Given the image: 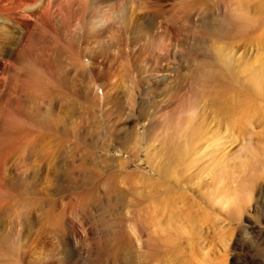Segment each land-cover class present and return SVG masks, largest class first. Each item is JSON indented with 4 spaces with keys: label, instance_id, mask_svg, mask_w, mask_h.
<instances>
[{
    "label": "rangeland",
    "instance_id": "1",
    "mask_svg": "<svg viewBox=\"0 0 264 264\" xmlns=\"http://www.w3.org/2000/svg\"><path fill=\"white\" fill-rule=\"evenodd\" d=\"M93 2L65 5L51 19L44 15L39 34L20 42L1 105L12 112L24 79L38 88L23 96L29 100L20 109L26 123L7 124L15 133L0 138V158L8 159L17 185L24 176L40 187L44 180L35 174L41 167L29 141L48 135L41 143L50 154L51 190L67 181L66 232L56 236L28 223L10 229L9 220L21 219L32 194L3 192L0 205L9 216L0 222L8 239L0 264H264V0H114L104 7ZM48 3L38 0L40 6ZM181 3L190 13L189 31L182 32L187 43L171 41L157 64L141 60L143 27L162 19L153 12ZM120 60L129 64L127 72ZM199 69L213 77L201 80ZM102 85L109 89L104 104ZM94 89L105 122L87 101ZM158 106L166 111L154 113ZM40 110L53 128L36 125ZM184 114L191 118L180 132L187 130L189 138L176 143L186 151L171 158L169 148H160L162 138L174 136V119ZM146 122L158 125L150 139ZM136 123L139 148L128 137ZM116 138L131 148H121Z\"/></svg>",
    "mask_w": 264,
    "mask_h": 264
},
{
    "label": "bare ground",
    "instance_id": "2",
    "mask_svg": "<svg viewBox=\"0 0 264 264\" xmlns=\"http://www.w3.org/2000/svg\"><path fill=\"white\" fill-rule=\"evenodd\" d=\"M50 5H38V0H0V62L2 63V68H0V109L2 112V118L4 120L5 125L3 126L0 122V138H7L10 135L14 134L15 131L11 130V131H7L9 129V125L11 126H18V124H21V122H25L28 119V117L23 116V114H21V108L22 106H25V104L28 103V101H24L23 96H25L24 94L29 93L33 88H38V86L36 85V83L33 82V79L31 80L29 79H24L22 81V83L20 85H18L19 89L17 88L15 91V95L14 96V100L12 99V103H11V108H12V112H9L5 105H1L3 104V98L5 97V95L9 94L8 92V87L9 84L8 80L11 79V72H13V70H15L16 68V63H18L19 60V52H20V42L23 40H26L27 38H30L32 36L38 35L40 32V28L41 26L39 25V21L43 19V16L46 15L48 16L50 19L53 17L54 12L56 11H62V9H65V5L66 7H68V5L71 6V4H83L84 1L86 0H48ZM90 1V0H89ZM95 2L92 3V6H100V5H106V4H111L110 6H114L112 5V2L114 0H93ZM137 1V0H136ZM43 2V1H42ZM74 2V3H73ZM115 3V2H114ZM113 3V4H114ZM117 3V2H116ZM127 3V2H126ZM46 4V3H45ZM76 4V5H77ZM147 4V2L145 3ZM132 5V4H131ZM83 9L84 7L86 8V5H82ZM104 7V6H103ZM140 7V5H139ZM160 7V6H159ZM162 7V6H161ZM106 8V7H105ZM146 8V6H145ZM144 8V9H145ZM157 8V7H155ZM188 6L186 7L185 4H176L173 5L169 10H163L161 8H157L158 10H156L153 13H156L157 18H162L160 20H158L157 23H155V19L149 21L147 23V25H145V27H143V30L141 32V35L139 37V40L143 42V46L146 47L143 49L141 54L140 59L141 60H150L151 62H158L159 59H161V56L166 54L168 51V46L171 43V41H184L185 43H187V37L188 35H184L183 36V31H185V29L188 30L189 25V18H190V13L189 10L187 9ZM54 9V10H53ZM63 9V10H64ZM94 9V8H93ZM140 9V8H138ZM130 10V7H129ZM141 10V9H140ZM148 10V9H147ZM70 11V10H69ZM120 11V10H118ZM72 12V10H71ZM102 12V11H101ZM121 12V11H120ZM142 12V11H141ZM119 13V12H118ZM125 13V11H124ZM131 13V11H130ZM134 13V12H133ZM147 14H151L152 11L148 10L146 11ZM83 14V13H82ZM117 14V13H116ZM107 15V14H106ZM111 15V14H109ZM135 15V14H134ZM78 16V15H77ZM82 16V15H81ZM112 16V15H111ZM127 17V16H126ZM132 17V16H131ZM140 17V16H139ZM144 17V15H143ZM148 17V16H147ZM154 17V15H153ZM80 18V17H79ZM82 18V17H81ZM89 18V17H88ZM118 18V17H116ZM120 18V16H119ZM156 18V19H157ZM146 19V18H145ZM148 19V18H147ZM146 19V20H147ZM89 20V19H88ZM97 20V19H96ZM115 20V19H114ZM83 21V20H82ZM105 21V20H104ZM125 21V20H124ZM81 22V21H80ZM122 22V21H121ZM119 23V22H118ZM135 23V22H134ZM192 23V22H191ZM107 24V23H106ZM123 24V23H121ZM185 25V26H184ZM192 25V24H191ZM105 26V25H104ZM186 27V28H185ZM100 28V27H99ZM98 30V29H97ZM102 30V29H101ZM107 30V29H105ZM104 31V30H103ZM189 31V30H188ZM99 33V31H98ZM191 33V32H190ZM183 36V37H182ZM27 42V41H26ZM178 42V41H177ZM25 43V42H24ZM47 43V42H46ZM182 44V43H181ZM184 44V43H183ZM140 45V44H139ZM26 46V45H25ZM173 46V45H172ZM170 47V46H169ZM148 48V49H147ZM181 48V47H180ZM180 50V49H179ZM118 52V51H117ZM138 52V51H137ZM141 52V51H140ZM165 52V53H164ZM189 54V53H188ZM121 55V54H120ZM183 55V54H182ZM137 56V55H136ZM189 57V56H188ZM111 59V58H110ZM115 59V57H114ZM113 59V60H114ZM125 60V59H124ZM143 60V61H144ZM127 61V60H126ZM142 61V62H143ZM165 61V60H164ZM140 62V61H139ZM167 62V61H166ZM26 63V62H25ZM113 63V62H112ZM118 63V62H117ZM126 62H122L120 60V66L122 71L127 72L128 70V66L129 64H125ZM128 63V62H127ZM141 63V62H140ZM153 63V64H154ZM165 63V62H164ZM148 64V62H147ZM157 64V63H156ZM28 65V64H27ZM31 65V64H30ZM151 65V64H150ZM166 65V64H165ZM81 66H85L83 63L81 64ZM112 66V65H111ZM148 66V65H147ZM158 66H160L158 64ZM145 67V66H144ZM155 67V66H154ZM30 68V67H29ZM36 68V67H35ZM34 68V69H35ZM110 68V67H109ZM165 68V66H164ZM168 69V67H166ZM203 68V67H202ZM167 69H161L162 71H164V74H168L170 73ZM115 70V69H114ZM158 70V68H157ZM20 72V71H19ZM34 72V71H33ZM2 73H6L5 76L2 75ZM23 73V72H22ZM120 73V72H119ZM32 74V73H31ZM163 74V73H162ZM198 75L201 74V80H205L207 78H212L213 74L210 71H202L199 69V71L197 72ZM196 74V75H197ZM17 75V74H16ZM22 75V74H21ZM45 75V74H44ZM89 75V74H88ZM116 75V73H115ZM158 75V74H157ZM169 75V74H168ZM167 75V76H168ZM217 75V74H216ZM28 76V75H27ZM188 76V75H187ZM193 76V75H192ZM92 77V76H91ZM90 78V83L93 88L94 86V79ZM191 77V76H190ZM218 78V77H217ZM14 79V78H13ZM19 79V78H18ZM41 79V78H40ZM46 79V78H45ZM19 81V80H18ZM20 83V82H19ZM11 84V83H10ZM107 84V83H106ZM189 84V83H188ZM15 85V84H14ZM14 87V86H12ZM97 87V86H96ZM103 87V95H104V99H103V104L106 102V97L108 96V90L107 89V85H102ZM11 89V87H9ZM91 88V87H90ZM95 88V87H94ZM113 90V89H112ZM13 93V92H12ZM258 93V92H257ZM30 95V94H29ZM39 97V96H38ZM103 97V96H102ZM132 97V96H131ZM10 98V97H9ZM41 98V97H40ZM87 101L90 102V104H92L94 106V109H96V111H102V106L101 107V103L99 102V97L97 92L94 89V92H91L90 90H88V93L86 95ZM36 99V98H35ZM34 99V101H35ZM101 99V98H100ZM6 100V99H5ZM10 100V99H8ZM119 100V99H118ZM130 100H133V98H130ZM45 101V100H44ZM118 101H116V109H117V113L120 112L121 106L117 103ZM130 102V101H129ZM133 102V101H132ZM47 103V102H45ZM110 103V102H109ZM108 103V104H109ZM134 103V102H133ZM183 100L179 101V107L182 106ZM135 104V103H134ZM184 104V103H183ZM28 105V104H27ZM46 105V104H45ZM41 106V105H40ZM45 107V106H44ZM55 107V105L53 106ZM105 107V106H104ZM115 107V106H114ZM40 108V107H39ZM42 108V107H41ZM168 110H170L172 107H166ZM54 109V108H53ZM52 109V110H53ZM186 109V108H184ZM189 109V108H188ZM10 110V109H9ZM39 110V109H37ZM36 110V111H37ZM124 110V107H123ZM239 110V109H238ZM42 110H40L41 112ZM86 111V110H85ZM152 111L154 113H158V112H165L166 109H164L162 106H158L153 108L152 107ZM186 111V110H185ZM189 111V110H188ZM35 112V111H34ZM38 112V111H37ZM39 112V113H40ZM102 115H103V122H105L106 119V115H104V112L102 111ZM37 114V113H35ZM53 114V113H52ZM40 115L42 117H40L38 119V122L36 123V125H38V127H40L42 129V131L44 130H49L53 127L50 128L49 126V118L48 115H46L45 111H42V113H40ZM51 115V114H49ZM58 115V114H57ZM84 115V114H83ZM37 116V115H36ZM113 116V114H112ZM54 117V116H53ZM85 117V116H84ZM83 117V118H84ZM150 117V116H149ZM148 117V118H149ZM1 118V119H2ZM113 118H115V114L113 116ZM112 118V119H113ZM190 114L188 115H183V116H176V119H174V124H173V132H172V136H164L162 138V146L160 148H169V150H165L169 153V156H171V158H181L183 157V155L185 154L186 149L184 150L183 146H178V144L176 143V141L183 138V144H186V142L188 141L189 138V133H186V131H184L183 133L180 132V130L183 128L184 123L185 124H189L188 122L190 121ZM53 119V118H52ZM58 120V118H57ZM114 120V119H113ZM117 120V119H116ZM115 120V121H116ZM154 120V119H153ZM52 120H50L51 122ZM58 121H62L61 119ZM110 121V119H109ZM119 121V119H118ZM173 121V120H172ZM28 122V121H27ZM63 122V121H62ZM54 122H51V124ZM59 123V122H58ZM77 123V122H76ZM110 123V122H109ZM116 123V122H115ZM118 123V122H117ZM124 123V122H123ZM7 124H9L7 126ZM66 124V123H65ZM114 126V121L113 123ZM146 125L144 126L147 132V138L150 139L151 135L153 134V131L156 130V128L158 127V125L156 126V124H152L151 122H146ZM74 125V124H73ZM118 125V124H117ZM81 126V125H80ZM100 126V123H99ZM109 126V125H108ZM141 125L139 124H135L134 129L131 128L130 132H129V139L131 141L134 140L136 142L137 145L134 146V148H139L138 145L140 144L142 137L139 133V127ZM79 127V126H77ZM189 127V126H188ZM187 127V128H188ZM192 127V126H191ZM13 128V127H12ZM34 128V127H33ZM36 128V127H35ZM70 128V127H69ZM72 128V126H71ZM70 128V129H71ZM74 128V127H73ZM72 128V130H73ZM116 128V127H115ZM15 129V128H13ZM75 129H76V125H75ZM78 129V128H77ZM144 129V130H145ZM190 129V128H189ZM81 130V128H80ZM114 130V129H112ZM76 132V130H74ZM73 131V132H74ZM28 132V131H27ZM72 132V131H71ZM80 132V131H79ZM66 133V132H65ZM73 134V133H72ZM97 134L99 135L100 138H103V134L102 131L99 129L97 130ZM74 135V134H73ZM78 135V133H77ZM181 135V137H180ZM25 136V135H24ZM32 136V135H31ZM48 135H46L45 132H42L39 134L38 136V141L36 139H32L31 141H29L31 144L29 146L30 149V154H35V156H37L39 164H40V170L39 172H37L35 174L36 178H38L39 180H44L42 181L43 185L42 186H38L36 187V183L35 180H27L24 179V176L22 177V181L21 183H19L17 185V178L13 177V176H9L8 174V159H6L5 157H1L0 158V194H2L3 192H8V191H13V192H18V191H22L24 193H29L32 194V196H30L27 205L24 208V213L21 216V219L16 217L15 215L12 216V218L9 220V224H10V229H16L15 227L17 226V228H20L21 226H24L26 223L27 226L30 224L31 226H36L37 230L39 231H44L47 232L49 234H54V235H58V236H62L64 235V232H66L65 228V223L63 224V220H62V216L63 214V210H62V206H64L65 203H63L64 199L66 198L64 195H62L64 192H67L68 188H67V181H64L58 188H56L57 190H55L54 188L52 189L53 192H51V186H52V182H51V176H50V170L48 169V165L50 162V154L49 151L47 149H45V145H43V140L47 137ZM52 136V135H51ZM12 137V136H11ZM15 137V136H14ZM20 137V136H19ZM30 137V136H29ZM79 137V136H78ZM13 138V137H12ZM86 138V136H85ZM173 138H176L175 142H173ZM191 138V137H190ZM15 139V138H14ZM119 146L121 148H131V146L129 147V145H127L126 142H124L121 139L116 138ZM165 139H169L168 142H165ZM171 139V140H170ZM78 140V138H77ZM23 141V140H22ZM81 141V139H80ZM85 141V140H83ZM93 143L95 140H92ZM126 141V140H125ZM28 142V141H27ZM40 142V143H39ZM10 143V142H9ZM82 143V141H81ZM91 143V144H93ZM101 143V142H100ZM165 143V144H164ZM13 144V143H12ZM48 144V143H47ZM85 144V143H84ZM90 144V145H91ZM103 144V143H102ZM23 145V144H22ZM26 146V143L24 144ZM15 146V145H14ZM13 146V147H14ZM21 146V144H20ZM19 146V147H20ZM88 147V145H86ZM94 146V145H93ZM18 148V147H17ZM22 148V147H20ZM100 148V147H99ZM190 148V147H189ZM95 149V148H94ZM105 149V148H104ZM150 149V148H149ZM164 151V150H163ZM6 152V151H5ZM83 152V151H82ZM147 152V151H146ZM148 157L147 160L149 162V160H151V156H150V150H148ZM88 153V152H87ZM187 153V152H186ZM6 155V154H5ZM165 155V154H163ZM162 155V156H163ZM167 156V155H166ZM153 157V156H152ZM119 161V160H118ZM117 161V162H118ZM124 163H127L126 161H123ZM54 165V164H51ZM57 166V165H55ZM62 169V168H61ZM65 169V168H64ZM53 171V170H52ZM62 172V171H61ZM53 173V172H52ZM63 173V172H62ZM56 175V173H55ZM70 176V175H69ZM63 179V178H62ZM60 180V179H59ZM69 180V178H68ZM38 181V180H37ZM59 182V181H58ZM55 183V182H54ZM70 184V183H69ZM88 184V183H87ZM41 185V184H40ZM20 186V187H18ZM86 188V187H85ZM89 188V187H88ZM90 192V190H87L86 193ZM72 194V193H71ZM75 194V193H74ZM9 195V194H8ZM78 195V194H77ZM76 195V196H77ZM74 196V197H76ZM71 197V196H70ZM2 198V197H1ZM69 198V197H68ZM70 199V198H69ZM68 199V200H69ZM72 199V197H71ZM1 201V200H0ZM68 203V202H67ZM75 203V200H74ZM81 204H83L81 202ZM60 207V208H59ZM65 210V208H64ZM14 213V211H13ZM63 214V215H62ZM9 216L7 213V209L5 210L1 205H0V222H3L4 219H6L5 217ZM7 220V219H6ZM15 221H19V222H15ZM24 224V225H23ZM71 227L76 228L77 226L75 225V223H71ZM21 229V228H20ZM18 230V229H17ZM27 230V229H26ZM13 231V230H12ZM14 232V231H13ZM78 233V232H77ZM45 236V235H44ZM48 237V236H47ZM63 237V236H62ZM37 238V237H36ZM44 238V237H43ZM7 237L3 235V233L1 232L0 229V259H1V253L2 250L4 249V244L7 241ZM59 240V239H58ZM63 241V240H62ZM13 244V243H12ZM11 244V246H12ZM16 248V247H15ZM16 251V250H15Z\"/></svg>",
    "mask_w": 264,
    "mask_h": 264
}]
</instances>
